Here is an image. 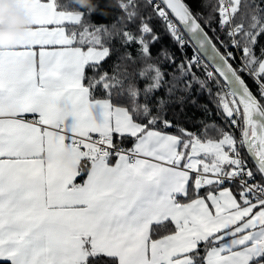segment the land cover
I'll return each mask as SVG.
<instances>
[{
  "label": "snow or ice",
  "instance_id": "1",
  "mask_svg": "<svg viewBox=\"0 0 264 264\" xmlns=\"http://www.w3.org/2000/svg\"><path fill=\"white\" fill-rule=\"evenodd\" d=\"M18 6L30 24L0 47V264H264V0H116L110 25L99 5ZM157 22L179 63L153 54Z\"/></svg>",
  "mask_w": 264,
  "mask_h": 264
},
{
  "label": "trees",
  "instance_id": "2",
  "mask_svg": "<svg viewBox=\"0 0 264 264\" xmlns=\"http://www.w3.org/2000/svg\"><path fill=\"white\" fill-rule=\"evenodd\" d=\"M59 2L62 5L66 6L65 10L67 11H87V7H82L79 3L76 2V0H59ZM90 3L94 6L99 5V7L96 10V13L93 14L90 18L93 23H104L110 25L113 22L114 18L120 15L119 9L116 8V0H90ZM203 11L205 12V14H207L209 9H204ZM101 12L104 13L103 17L98 14ZM213 26L215 27L216 25L213 24ZM156 30L159 34H161V42L160 44H157L153 47L152 49L153 54L155 55L157 49L161 45H163L175 53L177 58V63H179L180 60L183 59V56L181 55V52L177 48V46L172 42L171 37L163 32V28L159 25L158 22L156 24ZM205 30L208 31V34L210 36L212 35L210 29L205 28ZM223 38H224L223 35H221V39ZM261 44H264V40L261 41ZM217 47H220L219 44H217ZM229 50L232 49L229 48ZM220 51L224 52V48L221 47ZM186 53L189 58L193 55V50L191 46L186 48ZM257 54L259 55V47L257 48ZM111 63L112 60H109L108 63L105 64V68L107 69ZM166 70L171 72L173 71V68L171 66H166ZM89 75H91V73H89ZM197 75L202 76L203 73L197 71ZM143 84L144 82L141 81V87H143ZM199 99L202 104H208L209 108H212V104L210 103L209 98L206 95H201ZM141 102L143 101L141 100ZM212 111H213V115L210 117V119L215 121L217 124L222 125L223 122L219 117L215 115L214 108H212ZM186 112H187V117H190L191 119H186L184 116H181L178 122L182 124V126L188 129L189 131L199 132L201 125L198 124L196 121L203 116V113H201L200 111L194 108H188L186 109ZM169 118L171 119L172 117L169 116ZM168 131L173 134H178L175 128L169 129ZM126 146L130 147L131 146L130 142H128Z\"/></svg>",
  "mask_w": 264,
  "mask_h": 264
},
{
  "label": "clouds",
  "instance_id": "3",
  "mask_svg": "<svg viewBox=\"0 0 264 264\" xmlns=\"http://www.w3.org/2000/svg\"><path fill=\"white\" fill-rule=\"evenodd\" d=\"M82 7H94L90 0H76ZM0 19L5 23L0 26V47L14 43L17 36L23 34L30 24L29 18L18 6V0H0Z\"/></svg>",
  "mask_w": 264,
  "mask_h": 264
}]
</instances>
